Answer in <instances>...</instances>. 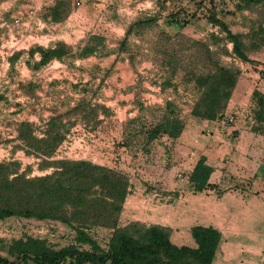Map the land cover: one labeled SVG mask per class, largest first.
Returning <instances> with one entry per match:
<instances>
[{"label": "trees", "instance_id": "16d2710c", "mask_svg": "<svg viewBox=\"0 0 264 264\" xmlns=\"http://www.w3.org/2000/svg\"><path fill=\"white\" fill-rule=\"evenodd\" d=\"M185 1L193 3L194 9L188 10ZM154 2L157 6L154 14L139 15L127 25L118 43V54L126 49L129 35H140L146 29L157 27L160 18L166 25L179 27L206 19L219 29L209 35L211 43H224L220 52L242 62H251L249 54L264 48V17L252 22L246 33L233 32L223 18L244 11L259 10L264 15V0H229L231 8H219L215 0ZM167 2L171 9L162 16L161 11L168 9ZM71 3V0H55L45 7L43 19L51 23L64 21L72 11ZM176 36L184 38L180 32ZM246 39H250L249 42ZM188 40L191 42L189 47L182 40L177 48L166 45L158 51V60L166 71L159 85L163 90L176 88V78L182 72L181 80L192 93L191 117L199 121L223 119L241 73L240 67L234 62H222L219 51L211 49L210 44ZM227 43L231 44L230 52ZM105 46L104 36L94 33L77 54L69 45L58 42L53 46H35L26 52H13L8 61L13 65L25 53V64L38 70L52 60L98 55ZM188 50L192 53V66L183 61ZM195 61L198 65H193ZM260 73L264 78V70ZM252 98L256 104L255 121L264 122V94L254 90ZM137 105L138 114L122 123L117 147L148 154L156 140L166 137L174 141L182 134L186 120L175 101L167 100L162 107H144L138 102ZM99 109L107 116L112 115L103 105L81 98L66 112L50 116L42 129L28 121L18 123V143L14 150L21 149L26 155L39 159V169L52 171L30 177V167L21 171L17 160L0 161V221L15 218L13 220L20 223L23 218L29 223L19 236L0 240V264H212L221 239L217 229L201 225L191 227L196 247H189L173 244L169 229L163 226L139 222L119 226L118 218L129 186L127 174L89 160L52 159L72 133L75 123L71 115L79 114L89 122L98 117ZM251 128L261 131L262 127L253 125ZM212 171L213 167L206 163L205 157H199L186 175L187 188L194 192L215 188L209 182ZM32 219L64 223L75 231L74 242L60 247L51 244L32 233ZM87 227L112 229L107 246L101 247L85 230ZM85 244L88 249L82 247Z\"/></svg>", "mask_w": 264, "mask_h": 264}, {"label": "crops", "instance_id": "0c3cea01", "mask_svg": "<svg viewBox=\"0 0 264 264\" xmlns=\"http://www.w3.org/2000/svg\"><path fill=\"white\" fill-rule=\"evenodd\" d=\"M50 1L53 4L55 0ZM229 7H232L230 2ZM70 17L71 14L67 19ZM11 54L6 58L7 68L25 65V53L13 65L8 61ZM249 58L251 62L237 63L241 73L223 119H189L176 140L162 137L153 143L148 154L117 147L116 139H93V148L87 151L88 157L83 160L118 169L129 177L119 226L130 222L163 226L169 229L173 244L189 247H196L191 227L210 226L221 234L212 264H264V122L255 121L256 104L252 98L254 90L264 94V78L260 73L264 70V49ZM54 61L57 60L43 68ZM40 71L42 69L31 71L32 77L25 79L9 71L2 73L0 161L25 154L23 150L13 148L18 143V123L28 121L42 129V123L59 113L52 107L48 112L50 115L43 119V110L38 112L43 89L70 88L74 96L79 97L83 88H89L93 96L91 101L103 105L112 114L121 109L111 105L106 96L126 100L132 96L128 93L123 72L101 77L91 73L74 74V77L52 75L43 77L47 82L39 85L42 79L36 75ZM122 111L126 112L125 109ZM135 113L133 108L126 115L135 116ZM227 116L234 117L235 121L224 123ZM253 125L262 127L261 131L252 130ZM115 155L120 157V165H110L109 161ZM201 156L213 167L209 182L215 188L194 192L187 188L186 181L180 183L177 176L182 174L186 179ZM3 222L6 221H0ZM92 230L105 238L106 247L112 229L93 227Z\"/></svg>", "mask_w": 264, "mask_h": 264}, {"label": "rangeland", "instance_id": "374dc122", "mask_svg": "<svg viewBox=\"0 0 264 264\" xmlns=\"http://www.w3.org/2000/svg\"><path fill=\"white\" fill-rule=\"evenodd\" d=\"M76 1H80L79 6ZM215 1L218 3L219 8L229 6V0ZM71 2V17L66 18L59 24H51L43 19L45 7L52 3L50 0H0V79L4 71L5 73L9 71L12 74L20 75L24 79L29 76L32 77L30 72L33 70L26 64H17L16 67L8 66L7 68L6 58L8 54L17 51L26 52L30 47L35 46L48 47L58 42L69 45L77 54L78 49L84 45L87 38L95 33L104 36L106 46L101 53L106 54L99 53L90 58L81 59L70 56L65 57L62 61H54L45 68H40L42 71L36 76L42 80L38 84L41 85L43 82L45 84L47 81H44L43 77H51L52 75L74 77V74L91 73L101 77L106 74V71H108V74L123 72V77L129 87L128 93L132 96L127 100L122 97L106 96L105 98L110 99L111 105L121 109L117 113H111V116L105 115L100 109L98 115H101V117L95 120L92 119L89 122L79 114L71 115L75 123L72 133L52 159H85V157H88L86 156L87 151L93 148V139L98 137L101 141L104 139L110 141L111 139H120L122 123L126 118L134 117L126 114L131 113L133 108L136 111L135 116L138 114L137 102L143 104L144 107H162L167 100H173L178 105L186 121L194 119L190 115L192 93L187 89L189 86L181 80L182 72L176 78L177 89L168 87L163 90L159 85L162 77L166 75L164 74L165 69L158 60L160 57L158 51L163 46L170 45L177 48L183 40L182 43L189 47L191 42L188 39L201 40L210 44L211 49L219 51L218 57L222 62H234L235 64L241 62L220 52V47L224 43H211L209 35L217 33L219 29L208 23L206 19H200L186 27H179L177 25H166L163 19L160 18L157 27L146 29L140 35H129L126 49L118 54V43L123 38L127 25L139 15L154 14L157 11L154 0H71ZM185 3H187L188 10L194 9L193 3L187 1ZM167 6L168 9L161 11L162 16L167 15L170 11L169 2H167ZM263 17L264 15H261L259 10L223 16L230 29L237 33L248 32L252 22ZM179 32L184 36L183 39L176 36V33ZM249 40L246 39L247 42ZM226 48L230 52L231 44L227 43ZM189 53V50L187 53L185 52L187 58L185 57L183 61L188 66H192L190 63L192 53ZM249 55L251 57L255 56L256 52H251ZM194 64L198 65L196 61L193 62ZM43 73L45 74L43 75ZM80 94L79 97L74 96L71 89L65 87L63 90L43 89V98L40 100L38 112L43 110V115H45L43 119L50 115L48 112L52 107H56L59 113H64L76 105L77 99L91 100L92 90L85 88V91L81 90ZM128 104L131 106L130 108ZM123 109L126 112H123ZM147 117L152 119L149 113H147ZM101 147L105 148L104 146ZM114 157V159L108 160L111 163L110 165H120V157L117 155ZM15 160L21 164V171L26 167H30L28 173L30 177L44 175L52 171L49 168L39 169V159L34 156L18 154ZM13 219L15 218L0 223V240L19 236L22 230L27 229L26 224L28 222L23 218L20 223ZM30 226L34 230L33 234L36 233L37 236L47 239L57 247L74 242L75 231L60 221L33 220ZM41 227H43V232L39 233ZM92 229L93 227H87L85 230L101 247H104L105 238L98 236ZM82 247L89 248L86 244Z\"/></svg>", "mask_w": 264, "mask_h": 264}, {"label": "built area", "instance_id": "2783aa9c", "mask_svg": "<svg viewBox=\"0 0 264 264\" xmlns=\"http://www.w3.org/2000/svg\"><path fill=\"white\" fill-rule=\"evenodd\" d=\"M76 4L79 6L80 5V1H76ZM234 121H235V119L232 116H227V117L224 118V123H226V124H231ZM178 180H179L180 183H184L186 181L184 175H182V174L178 175ZM38 232L42 233L43 232V227H41ZM34 234H36V233H34Z\"/></svg>", "mask_w": 264, "mask_h": 264}]
</instances>
